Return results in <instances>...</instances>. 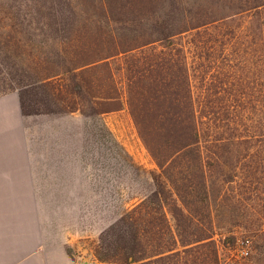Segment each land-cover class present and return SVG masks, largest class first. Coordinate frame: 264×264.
Segmentation results:
<instances>
[{"label": "trees", "instance_id": "trees-1", "mask_svg": "<svg viewBox=\"0 0 264 264\" xmlns=\"http://www.w3.org/2000/svg\"><path fill=\"white\" fill-rule=\"evenodd\" d=\"M12 93L99 169L101 262L223 264L235 227L264 252V0H0ZM125 107L158 170L105 121Z\"/></svg>", "mask_w": 264, "mask_h": 264}, {"label": "rangeland", "instance_id": "rangeland-1", "mask_svg": "<svg viewBox=\"0 0 264 264\" xmlns=\"http://www.w3.org/2000/svg\"><path fill=\"white\" fill-rule=\"evenodd\" d=\"M80 116L77 113L73 122L78 123ZM104 119L137 163L148 170H158L128 107L105 114ZM24 123L31 152L41 155L42 159V155H66V151L73 146L66 144V135L61 133L67 124L70 125L66 119L51 120L47 116H37L24 120ZM60 165L55 166L58 170L66 171L63 172V178H59L62 172L55 173L44 168L45 172H42L39 180L38 196L47 249L56 262L58 255L69 253L80 264L89 260H96L97 264H108L101 262L95 254L103 227L102 220L91 205L96 197L95 192L100 189L98 183H95L99 169L93 168L90 162L76 154ZM235 235L238 237L235 244H225L221 238L224 236L217 235L223 264H264V252L256 242L246 240L245 230L235 227Z\"/></svg>", "mask_w": 264, "mask_h": 264}, {"label": "crops", "instance_id": "crops-1", "mask_svg": "<svg viewBox=\"0 0 264 264\" xmlns=\"http://www.w3.org/2000/svg\"><path fill=\"white\" fill-rule=\"evenodd\" d=\"M23 125L18 96L0 97V264H80L69 253L51 256L38 196L42 172L63 178L56 166L74 156L32 153Z\"/></svg>", "mask_w": 264, "mask_h": 264}, {"label": "built area", "instance_id": "built-area-1", "mask_svg": "<svg viewBox=\"0 0 264 264\" xmlns=\"http://www.w3.org/2000/svg\"><path fill=\"white\" fill-rule=\"evenodd\" d=\"M85 264H97L96 260H89Z\"/></svg>", "mask_w": 264, "mask_h": 264}]
</instances>
